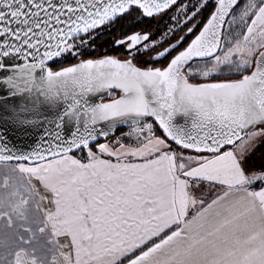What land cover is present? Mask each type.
Returning a JSON list of instances; mask_svg holds the SVG:
<instances>
[{"label": "snow or ice", "instance_id": "obj_1", "mask_svg": "<svg viewBox=\"0 0 264 264\" xmlns=\"http://www.w3.org/2000/svg\"><path fill=\"white\" fill-rule=\"evenodd\" d=\"M262 149L264 0H0V264H264Z\"/></svg>", "mask_w": 264, "mask_h": 264}, {"label": "flooded vegetation", "instance_id": "obj_2", "mask_svg": "<svg viewBox=\"0 0 264 264\" xmlns=\"http://www.w3.org/2000/svg\"><path fill=\"white\" fill-rule=\"evenodd\" d=\"M122 31L123 29L121 25L117 24L114 31L106 32L105 34L99 36L96 40L99 43L97 48H95V51L92 54H88L86 58H98L104 55L122 56L123 49L114 47L113 44L114 40L120 36ZM99 39H101L102 42ZM72 62L74 63L75 61Z\"/></svg>", "mask_w": 264, "mask_h": 264}, {"label": "trees", "instance_id": "obj_3", "mask_svg": "<svg viewBox=\"0 0 264 264\" xmlns=\"http://www.w3.org/2000/svg\"><path fill=\"white\" fill-rule=\"evenodd\" d=\"M99 40H101V39H99ZM101 42H102V40H101ZM95 44H96V48H97V46H98V42L97 41H95ZM95 50H92V51H90L88 54H92L93 52H94Z\"/></svg>", "mask_w": 264, "mask_h": 264}, {"label": "rangeland", "instance_id": "obj_4", "mask_svg": "<svg viewBox=\"0 0 264 264\" xmlns=\"http://www.w3.org/2000/svg\"><path fill=\"white\" fill-rule=\"evenodd\" d=\"M262 150H264V149H262ZM259 155H260V152L258 151L257 154H256L257 158L259 157Z\"/></svg>", "mask_w": 264, "mask_h": 264}, {"label": "water", "instance_id": "obj_5", "mask_svg": "<svg viewBox=\"0 0 264 264\" xmlns=\"http://www.w3.org/2000/svg\"><path fill=\"white\" fill-rule=\"evenodd\" d=\"M102 57V56H101ZM99 58V57H98Z\"/></svg>", "mask_w": 264, "mask_h": 264}]
</instances>
